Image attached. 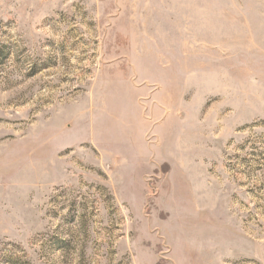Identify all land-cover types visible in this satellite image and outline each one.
<instances>
[{
    "label": "rangeland",
    "instance_id": "374dc122",
    "mask_svg": "<svg viewBox=\"0 0 264 264\" xmlns=\"http://www.w3.org/2000/svg\"><path fill=\"white\" fill-rule=\"evenodd\" d=\"M0 264H264V0H0Z\"/></svg>",
    "mask_w": 264,
    "mask_h": 264
}]
</instances>
